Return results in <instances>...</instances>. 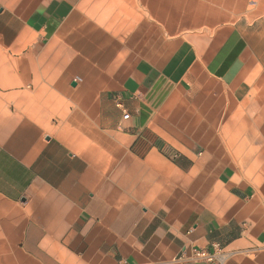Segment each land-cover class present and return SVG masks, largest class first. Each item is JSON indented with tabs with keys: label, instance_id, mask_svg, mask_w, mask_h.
Wrapping results in <instances>:
<instances>
[{
	"label": "crops",
	"instance_id": "obj_1",
	"mask_svg": "<svg viewBox=\"0 0 264 264\" xmlns=\"http://www.w3.org/2000/svg\"><path fill=\"white\" fill-rule=\"evenodd\" d=\"M178 2L96 67L75 36L133 33L131 0H0V264H264V0Z\"/></svg>",
	"mask_w": 264,
	"mask_h": 264
},
{
	"label": "rangeland",
	"instance_id": "obj_2",
	"mask_svg": "<svg viewBox=\"0 0 264 264\" xmlns=\"http://www.w3.org/2000/svg\"><path fill=\"white\" fill-rule=\"evenodd\" d=\"M131 1L133 4L124 5L122 10L127 6L130 9L131 7L135 9L140 17L136 30L130 34H113L106 31L103 24H98L99 30H88L89 27H85L83 24L82 32L75 36L76 44L71 47L75 51L76 58L87 59L96 67L111 58H115L119 63L125 57L123 53L125 46L131 44V41L140 46V52L158 49L165 40H170L185 32L186 25L191 22L186 19V5L181 4L178 0H172L171 3L161 2L163 0ZM9 16V14H0V32L5 28L18 27V22L13 21ZM10 38V36L0 34V62L5 58H18L16 54L11 57L9 48L5 47V42ZM62 45L60 43L57 46ZM62 49V55H68L71 52V49L69 52L66 46H63Z\"/></svg>",
	"mask_w": 264,
	"mask_h": 264
},
{
	"label": "built area",
	"instance_id": "obj_3",
	"mask_svg": "<svg viewBox=\"0 0 264 264\" xmlns=\"http://www.w3.org/2000/svg\"><path fill=\"white\" fill-rule=\"evenodd\" d=\"M120 107V106H119ZM123 119L125 121L130 119V115L128 113H123ZM190 261L193 264H201V263H206V264H213L218 262L219 256L215 253H210L204 249H199V250H194L192 255L189 257H185L184 255L179 256L178 261Z\"/></svg>",
	"mask_w": 264,
	"mask_h": 264
},
{
	"label": "water",
	"instance_id": "obj_4",
	"mask_svg": "<svg viewBox=\"0 0 264 264\" xmlns=\"http://www.w3.org/2000/svg\"><path fill=\"white\" fill-rule=\"evenodd\" d=\"M0 12H2V9L0 8Z\"/></svg>",
	"mask_w": 264,
	"mask_h": 264
}]
</instances>
